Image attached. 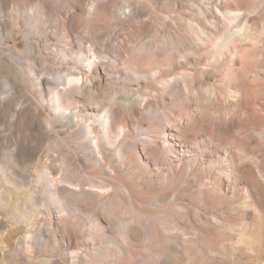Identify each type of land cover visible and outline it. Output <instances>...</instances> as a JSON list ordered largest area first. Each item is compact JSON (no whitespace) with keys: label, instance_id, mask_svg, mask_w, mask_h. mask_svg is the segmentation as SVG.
Listing matches in <instances>:
<instances>
[{"label":"bare ground","instance_id":"obj_1","mask_svg":"<svg viewBox=\"0 0 264 264\" xmlns=\"http://www.w3.org/2000/svg\"><path fill=\"white\" fill-rule=\"evenodd\" d=\"M201 1L152 0L149 4L156 11L154 18L143 19L147 12L135 10L137 6L118 13L114 10L117 5L115 0H67L65 5L62 3L64 14L61 16L64 17L57 18L56 24L42 27L40 21L47 20L38 14L48 13L55 8H52L53 4L48 5L42 0H11L14 4H21V8L34 11L36 28L39 32L44 30L43 35H54L51 32L53 29L61 31L67 39L66 48L57 46L55 51L46 53L41 50L48 49L51 44L48 37L38 39L34 43L35 50L37 48L40 53L38 58L34 57V49L26 51L29 60L59 65L51 68L43 62L46 66L43 69L46 71L54 70L59 73L66 70L61 81L52 82L45 76L38 78V84L42 86L39 92L48 95L50 108L58 111L73 125H78L81 119L77 111L88 107L91 109L88 112L101 111L92 123L84 121L80 129L81 136L87 140L86 145L94 147L95 154L90 159L86 156L76 157V161L81 167L91 166L111 173L113 168L105 165L109 154L123 159L121 167L125 169V177L120 181L117 179L120 186L116 189L98 183L95 179L87 182L85 177L71 181L66 173L58 175V166L51 164L52 161L42 162L41 178L50 179L45 192L56 210V223H61L59 226L63 232L68 230L65 234L62 233V240L70 250V264H178L169 253L168 245L181 260L189 259L191 264H196L200 253L193 252L200 244L182 234L181 241L177 244L170 242V237L166 234L170 232L171 224L162 220L158 223L152 212L146 211L148 207L144 208L143 201L133 191L135 186L151 185L163 192L148 201L151 206H159L168 200L178 201V214L186 216L185 219L189 220L187 222L193 223V227L197 221L202 222L204 227L200 229L198 239L206 244L204 252L208 255L216 250V230L224 229L229 221L225 212L219 216L209 211L214 208V192L224 188L225 192L230 191L233 195L240 181L250 185L255 200L264 204V183L256 173H249V170L246 172L237 163V159L239 162L250 160L246 144L253 139L252 131H249L241 118L244 113L241 109L253 106L242 98L243 95L249 93L255 97L254 109H264V47L249 45L250 42L245 41L248 31L258 25L257 19L264 12V0H260L261 3L256 6H252L249 0H217L218 4ZM178 8L190 9L188 11L191 12L187 15L183 11L178 12ZM58 12L54 13L57 15ZM197 15L199 18L203 15V18L197 19ZM216 18L222 20L216 22ZM195 19L196 24L192 22ZM160 22L169 25L166 29H158L156 24ZM117 25L125 29V36L114 31ZM260 27L264 38V24ZM79 29L87 32L88 36L85 37L90 47L80 43L72 44ZM14 32L20 33L19 27H14L10 34ZM116 35L119 36L115 37ZM24 37L30 40V37ZM58 48L64 52L61 57ZM76 49L80 52L74 58L70 54L76 52ZM99 55H106L107 59L93 60ZM238 58L243 59L241 67L236 65ZM51 59L54 61H50ZM67 59L85 64L67 68L64 67L68 63ZM117 61H120L121 66ZM7 66V63L0 61V68ZM28 69L33 71L32 65H28ZM98 71L104 78L94 75ZM23 72L22 76L25 77ZM121 75L141 78L144 82L150 81V87L144 88L140 97L131 98V90L124 86L125 91L119 95L116 88L107 81L112 76ZM260 77H263V81H258ZM3 82L9 87L8 91H11L3 106L7 114L14 100V93L11 81L6 79ZM0 91L7 92L1 90V87ZM22 93L25 94L24 85ZM202 100L208 105H200ZM230 101L233 104L227 107ZM38 102L44 106L41 96ZM80 102L84 105L76 107L75 104ZM35 105L39 109V105ZM31 106L33 108V103ZM20 109L28 112L31 108ZM62 109L69 112L63 113ZM211 110L214 117L204 120L205 114ZM231 114H235V117H231ZM54 118L45 117L44 126L48 134L52 129H48L47 125L55 129ZM127 119L136 124L145 121V133L138 138V146H141V152L148 161L139 155L137 144L126 139L129 132L125 126ZM235 126L239 127L242 137L232 143L229 133ZM113 129L117 130L116 137L121 140L116 146H111L113 137L115 138V134H111ZM58 133L56 130L55 134ZM257 135L260 139L264 138V134ZM201 137L205 139L201 140ZM24 152H29V156L34 155L25 145L10 155L16 157ZM199 159L203 163H198ZM148 162L156 167L165 164L166 168L160 174L142 179L140 173L145 170ZM2 169L4 170L3 166ZM180 179H185L186 183L182 190L174 187ZM187 190L196 191L198 197L191 199L184 194ZM69 206L79 207L81 212L86 213L90 227L88 236L93 240L91 249L80 248L79 240L84 231L82 223L79 228H70L67 219L60 215L62 212L66 213ZM203 206L209 209V217L202 211ZM125 213L128 214L126 218L123 217L120 221L116 219ZM44 218L42 221L46 223L48 220ZM79 221L81 220L75 222ZM109 229L113 231L111 238L106 236ZM29 238L31 241L32 236ZM39 242L41 245H48L50 239L43 232L39 236ZM139 243L146 245V252L136 249ZM247 243L249 246L256 245L252 251L253 256L264 264V222L261 236L247 237ZM236 248L242 249L240 246ZM218 253L221 254V251ZM208 259L202 264H213ZM53 263L62 264L56 260Z\"/></svg>","mask_w":264,"mask_h":264},{"label":"rangeland","instance_id":"obj_2","mask_svg":"<svg viewBox=\"0 0 264 264\" xmlns=\"http://www.w3.org/2000/svg\"><path fill=\"white\" fill-rule=\"evenodd\" d=\"M66 1L67 0H42V2H46L48 5L53 4L52 8L55 7L52 9L53 11H48L46 14H38L41 17H45L47 20L40 21L42 27L46 25L48 26V24H56L57 18L62 19L64 17L61 16L64 14L62 5H65ZM115 1L117 2V5L114 7V10L116 9L118 13H121L122 10L127 11L129 8L135 9L137 6L135 10L147 12V14L143 16V19L154 18L156 11L153 10L150 5L152 0ZM203 1H212L213 4H218L217 0ZM249 3L252 6H256L261 2L260 0H249ZM20 6L22 5L14 4L11 0H0V61H3L8 65L7 68H0V87L1 90H7V92L0 91V264H54L53 260L62 264H70V250L64 245L62 240V233L65 234L68 230L63 232V229L59 226L61 223H56V218L54 217L56 210L45 192L47 186L50 184V179L48 177L41 178V165L44 161L48 163H50L49 161H52L51 164L58 166L57 169L60 172L58 175L66 173L71 181H76L77 179L85 177L87 182L90 179H95L98 183L106 184L109 188L112 187L113 189L120 186L119 181L125 177V169H122L121 167L123 159L119 157L117 158L115 155L111 154H109L108 159L105 162L106 166L110 165L113 168L111 173H106V170L104 171L96 167H81L76 161V157L86 156L89 158L95 154L94 147L86 145L87 140L81 136L80 129L82 128L81 126H83L82 123L84 121L92 123V121L101 114V111L88 112L91 111L89 107L88 109H81L82 111H77L78 116H81L79 124L73 125V123L68 122L58 111L56 112L55 109L50 108L49 105L51 102L48 95L45 93L40 94L39 92V88L42 86H39L38 78L40 76H45L52 82L61 81V76L66 74V70L63 69L59 73L54 70L46 71V69L43 68H45V65L47 64V66L51 68H56V66L59 65L43 61L44 64L47 63L44 65L40 60H38V62L29 60L26 57V51L29 49L35 50L34 43L38 39L43 38V36H47L51 44L48 49H42V53H46L50 50L55 51L57 46L67 47V39L63 37L61 31H54L53 29L51 32L54 35L48 33L43 35L44 30L39 32L36 28L37 21H35L33 17L34 11L30 8H21ZM188 10H182L181 8L177 9L178 12L183 11L187 15L191 12ZM54 12H58L59 14L57 13L56 15ZM261 13L262 14L257 19L258 25L252 30H249L248 37L245 38V41L250 42L249 45L264 47V38L260 33V26L264 24V12ZM198 15L200 16V14ZM198 15L197 19H201V17L203 18V15H201L200 18ZM221 20V18H216V22ZM192 22L196 24L197 20L195 19V21L193 20ZM168 25L169 24L160 22L156 24V27L158 29H166ZM14 27H19L20 33L16 34V32H14V34H10V31ZM117 28L115 27L114 31L117 32V34L123 33L122 35L125 36V29L121 25H117ZM77 32L75 34L78 36H75L72 44H83L85 47H90V43L88 42V39H86L87 37H85L88 36L87 32H84L83 29H79ZM24 35L30 37V40H26ZM117 36L119 35H116L115 37ZM132 39L136 38L132 37ZM129 44H132V42H129ZM2 48L5 49L3 50ZM58 50L60 52V57L63 56L64 52L62 53L60 48H58ZM36 51L37 48L34 51V57L38 58L40 53L39 51ZM75 51L76 52L71 53L70 56L76 58L77 53H79L80 50L76 49ZM105 57L106 55H99L97 58H93V60L97 61L101 59L105 61L107 59ZM57 58H59V56ZM67 60L68 63L64 64V67L67 68L77 67L84 63H76L72 59ZM242 60L243 59L238 58L236 64L238 67H241L240 64ZM50 61L54 60L51 59ZM117 64L121 66L120 61H117ZM28 65H32L33 71L28 69ZM24 70L26 72H23ZM85 71L89 73L87 69ZM22 72L25 73V77L22 76ZM13 75L19 78H15ZM94 75L97 77H103L99 71L95 72ZM260 75L262 76L263 73H260ZM6 79L11 81L10 84L13 85L12 91L14 93V100L11 102L10 111L7 114L5 113L3 106L6 101L5 98L10 96L11 91L9 89V93V87L3 82V80ZM140 79L141 78L134 79V77H126L123 75L119 77L112 76L108 78L107 83L116 88L117 94L119 95H122L125 91V87H127L131 90V98H136L140 97V94L144 92V88L150 87V81L144 82L143 79ZM262 79L263 77H260L258 81H263L264 79ZM22 85L25 86V94L22 93ZM263 95L264 91H262V96ZM40 96L43 99L44 106L38 102ZM243 96L244 97L242 98L246 99L247 102L250 103V106H253V108L247 107V109H241V112H244L243 114L241 113V118L244 120V125L248 126L249 131H252L253 139L249 140L246 144V153H248V159L250 160H248V162H246L247 160L239 162L237 159V163L240 164L239 166L243 167L246 172L250 171L249 173H256L258 179L264 183V138L260 139L257 135L264 134V109H254L255 97L251 94L245 93ZM233 101L237 102L236 100ZM233 101L228 102L226 106L228 107L229 105H232ZM31 103H33V108ZM199 103L203 106L208 105L204 100ZM34 104L37 106L39 105V109H36ZM75 105L76 107H80L81 105H84V103L80 102ZM21 107H30L31 109L27 112L25 109H20ZM183 110L188 111L190 109ZM212 110L205 114L204 120H210L214 117ZM62 112L67 114L69 110L62 109ZM22 113H25L26 115H22ZM233 115L231 117H235V114ZM50 116L55 117V129L53 130L51 126L47 125L48 129H52L48 134L47 128L44 126V120L45 117ZM125 124L126 129L129 131L126 139L134 142L138 146V138L144 136L145 133V131H143L145 121L136 124L127 119ZM238 128L239 127L235 126L230 132L232 134L229 133L232 143L235 142L237 138L242 137L240 129ZM56 130L59 131L57 135L55 134ZM116 133V129L111 130V134H115L111 146H116V144L121 141L116 137ZM204 139V137H201V140ZM22 145L28 146V149H30L34 155L29 156V152H24L16 157L10 155V153H14ZM158 150L160 149L158 148ZM137 151L141 158L148 161L141 152V146H138ZM197 162H202V159L197 160ZM2 166L4 167V170L2 169ZM165 168V164L161 167H156L148 162L145 170H142L140 173V175H142L141 178L147 179L150 175L155 176L156 174H160ZM114 170H116L115 173ZM6 173L8 174V177H6ZM91 173L93 174L92 176L87 175ZM58 175L56 174V176ZM185 186V179H180L174 184V187L178 190H182ZM103 191L105 190L103 189ZM133 191L135 192V195L143 201L144 208L148 207L146 211L152 212L156 217L158 223L162 220L171 224V230L166 234L170 237V242L177 244V242L181 241L180 234H182L193 242H198L200 244L199 248L193 252L194 254L200 253L195 261L196 264H202V262L208 258L213 264H261L260 259L253 256L252 251L256 248V245L249 246L247 243V237L251 236L257 238L261 236V226L264 222V204H259L255 200L253 194L254 191L250 185L248 186L246 183L239 181L237 189L234 191L233 195L230 194V191L225 192L224 188L217 191V193L214 192L213 196L216 199L213 204L214 208L209 210L206 206L202 207V211L208 215L207 217L210 215L207 213L209 210L213 215L219 216L221 215L220 213L225 212L229 219L224 229L216 230L217 234L214 235L216 250L209 255L204 252L206 244L198 239L201 235V232L199 231L200 229H203L204 224L197 221L196 226L193 227V223L187 222L189 220L185 219L186 216L178 214V209H176V207H178L176 205L178 201L168 200V202L153 207L148 204V201L163 192L154 189L151 185L145 184L135 186ZM262 191L264 192V187L262 188ZM184 194L191 199L198 197L196 196V191L193 190H187ZM80 209L81 208L79 207L75 208L74 206H69L66 213L62 212L60 215L67 219V225L70 228H79L80 223H82L84 231L79 240L80 248L91 249L93 246V240L88 236L90 227L88 220L86 219V213L81 212ZM127 216L128 214L125 213L120 215V217L118 216L119 218L117 217L116 219L120 221L123 217L126 218ZM44 217L48 220L46 222L47 224L42 221ZM77 220L81 221L77 223L75 222ZM46 225L48 226L46 227ZM140 227H143L142 224ZM43 232L46 233L50 239L48 245H41L39 242V236H41ZM112 232L113 231L109 229L106 236L109 238L113 237ZM244 232L246 233L243 235ZM30 236H32L31 241L29 238ZM29 241L30 247L28 248L27 245ZM245 243H247V245ZM245 245L247 247H245ZM145 246L144 243H139L136 245V249L140 252H146ZM234 246H240L242 249ZM168 247L169 253L173 255V259L175 258V262L178 264H191L189 259L181 260L179 256L172 251L170 245H168ZM229 249L233 250L231 251ZM245 249H247V251ZM218 251H221V254L218 253ZM231 255L235 256L232 257Z\"/></svg>","mask_w":264,"mask_h":264}]
</instances>
